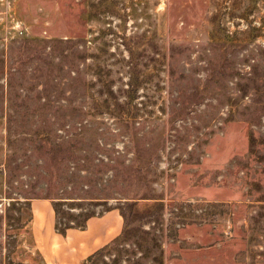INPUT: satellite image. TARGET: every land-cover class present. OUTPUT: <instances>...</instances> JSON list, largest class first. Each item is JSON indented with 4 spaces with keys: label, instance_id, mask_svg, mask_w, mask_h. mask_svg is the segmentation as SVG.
<instances>
[{
    "label": "rangeland",
    "instance_id": "1",
    "mask_svg": "<svg viewBox=\"0 0 264 264\" xmlns=\"http://www.w3.org/2000/svg\"><path fill=\"white\" fill-rule=\"evenodd\" d=\"M119 207L88 264H264V0H0V264Z\"/></svg>",
    "mask_w": 264,
    "mask_h": 264
},
{
    "label": "crops",
    "instance_id": "2",
    "mask_svg": "<svg viewBox=\"0 0 264 264\" xmlns=\"http://www.w3.org/2000/svg\"><path fill=\"white\" fill-rule=\"evenodd\" d=\"M31 209L30 228L43 264H85L125 229V215L119 207L91 215L85 226L72 225L65 232L57 226L58 212L51 198H32Z\"/></svg>",
    "mask_w": 264,
    "mask_h": 264
},
{
    "label": "trees",
    "instance_id": "3",
    "mask_svg": "<svg viewBox=\"0 0 264 264\" xmlns=\"http://www.w3.org/2000/svg\"><path fill=\"white\" fill-rule=\"evenodd\" d=\"M56 209H57V207H56ZM57 212H58V209H57ZM91 216V215H90ZM85 224H86V221L84 222V223H82V224H79V225H81V226H85ZM57 226H58V228L61 230V231H63V232H65L66 231V228H68L69 226H72V225H68V226H66V227H61L60 225H59V221H58V224H57ZM101 250V249H100ZM99 250V251H100ZM99 251H97L95 254H93L86 262H85V264H88V262H89V260L90 259H92Z\"/></svg>",
    "mask_w": 264,
    "mask_h": 264
}]
</instances>
